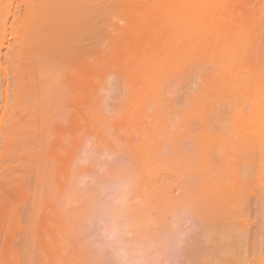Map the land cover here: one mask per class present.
I'll list each match as a JSON object with an SVG mask.
<instances>
[{"label":"rangeland","instance_id":"rangeland-1","mask_svg":"<svg viewBox=\"0 0 264 264\" xmlns=\"http://www.w3.org/2000/svg\"><path fill=\"white\" fill-rule=\"evenodd\" d=\"M41 1L46 2L47 0H29L28 4L30 6L32 4V7H35V5L37 6V4H39V2L41 3ZM105 1L95 0L94 2H92V5L88 10L90 13L89 15L91 16L92 14L93 16L91 18L89 15L87 16L89 26H86L87 28L90 27L91 32L92 26L95 24L97 25V23L95 22L97 21L98 25L100 24L103 29L99 28L98 32V25H95V27L97 28L93 29L97 32L92 31V34L90 36L87 37L86 35L83 37V39L82 37H80L81 39H78L77 37L76 40H74L76 43L79 41V43L77 44H74V41L71 43V45L75 46L73 53L75 52L76 47L77 49L81 47L80 43L85 47L82 45V47L78 50V56H76L75 53H72L74 59L72 54H67V61H69L67 63L70 64V62H73L70 65L65 64L66 68L64 66V70H61V75L59 73L54 75L53 73V75L55 77L57 76L58 80L61 81V83L60 81H58L59 84L49 83V81L46 82L47 85L43 83V81L45 82L48 79H51L50 81L53 82V77H45V79H43L44 77L42 78L41 76L39 78V73H41V71L39 70L41 69H38V65L39 68L50 69L51 65L48 66L47 63L51 62V60L49 62V59L51 57V54L54 53L56 49L54 48V41L56 43L62 44V42L65 41L67 37V34H63L67 32L66 28H68V24H66L68 23L66 22L68 21L66 19L67 16L63 15L64 13L62 14V11H59L61 12V15L58 11H55L59 13V15H56V13L53 15L57 18L53 17L52 14L47 15L48 12L46 11V8L48 7L47 5L51 4V1H49V4L47 3V5L45 3H41V6H45V8L39 7L38 5V9H42L39 10V12L38 10H36V7H31L32 9L31 11H28L27 16H23V12L21 11L22 17H29V24L31 25L30 27L28 24L25 25L23 21H25L26 18H23L24 20L22 19L23 21H21V24L23 22L25 26L23 27V24L21 25L22 29L18 30V36L20 38L22 34H26L22 35L24 36V39H22L23 43L20 42L22 41L20 38L17 41L18 47H16L15 45L14 49L12 50L14 54L16 53V55L12 59L13 61H11L13 67L10 66L9 71L13 70V68L15 67V72L12 74L15 76L17 73L16 77H14L16 81L12 79L13 77H9L6 94L3 93V84H1L0 86V93L4 94V96L1 97L0 104L6 106V127L4 126L3 135H1L0 137V264H46L47 262L50 264H68L70 263V258L68 257L74 254V250L75 253L76 250L78 253H80V250L81 252L83 251V254H85L83 256L85 257H82V254L80 255L76 253L71 256V258H81V263L78 259H76L77 262L75 260V262H71V264H86L84 261H87V259L90 260L88 264H93L94 257H92L93 259L88 258V252L84 247L85 237H82L84 236L83 234H85V232L82 233L81 238L78 237L81 240V242H79L77 238H73V236H75L73 235V228L70 229L71 227H74L75 229L76 224H78L79 226L80 222H71L72 219L68 221L69 216L70 218L71 216H76L74 211H77L79 215L81 214V217L84 216L83 213L80 212L82 210L81 206H83L82 199L84 198L81 197L80 199L79 197V199H76L77 196L75 198L73 194V197L71 199L65 201V198L62 199V197L67 195L66 193L69 191V189H71V191L76 189L78 194H81L80 190L89 192L94 189L89 188V185H91V187H94V185H96L95 188L97 189L98 182L97 180H95V177L98 178V176H100L101 174L102 176L109 175L105 174L108 165L111 171L112 168H110V166L112 164V167H114V160L117 163L115 164V167L119 169L121 168V165L123 166L124 164H126L127 166L128 161H131L132 159H135L134 165H137L132 168H138V170H140L139 173L136 172L137 170L134 171V169H132L134 172H136H133L134 175L132 173L133 177H135L139 173V177L136 176L135 182H145L144 184H142V182L141 184H139L140 188L137 187L139 188V192L135 189L137 183L134 182L133 184L135 188H132L134 189L131 194L132 197L130 195L129 197H131V199H128L126 201L128 207L129 205L133 206V210L134 208H136L134 207V205H138L140 208V211H134L135 213H138V215H135V213H133L135 216H137L135 217L137 220L135 222V225L137 224V227H135L139 230L140 235L143 232V235H141L142 237L137 238L135 241V243H139L140 241V247L139 244L136 243L134 245L135 248H133L135 250H132V252H125V250H127L126 248L125 250L122 249V252H120L121 250L118 252V250L116 249L113 253L114 248H116V241L119 242L120 240H117L116 238H113L112 240L109 239V237L107 236L110 235H107V232L105 233L106 235H104V233L102 234L104 230L102 231L103 226L101 229L99 221L97 222L96 220H92L91 222V219L93 218H88L87 223L86 220L87 225H91V228L89 225V227L87 226L89 228L88 230L92 229L90 231H93V234L97 235L96 237L92 238L90 234L91 237H89V241L94 244L97 243L98 245L100 244L98 239L100 241H104V243L102 244H106V249H108V251L106 252L105 249V252L103 251V253H101L100 255L110 257V260L112 259L111 262L113 261L114 257V262L111 264H179V262L180 264H183L184 261L188 264L189 260H187L186 258V260L184 259V255H186L184 248L189 245L191 247L192 245H196L198 241L194 244L192 241L195 242V238L198 239L199 234L201 238L203 235L204 240H206V235H208L204 226L202 227L205 232L201 229V225L197 224L198 222L195 221L196 219L194 217V219L191 217V215H195L193 213L196 212V208L198 207L197 205L206 207L205 204H207L208 209L213 207L211 209L212 213H209L207 217L208 220L209 218L212 220L213 224L211 223V220H209L210 224H212L211 226H213L217 222L219 225V220H223L222 216H226L225 213L227 212V217L223 218L226 219L225 221H228L229 224L221 223L222 221L220 222V225L222 224L221 227L220 225L217 226L216 224L217 227L213 226V229H215V231L212 229L213 231L211 232V235L213 234V238L211 237V235L210 238L208 237L211 247H221L223 245L221 251H224L220 252V257L228 259L227 261H229L231 264H264V197L262 196V194L264 195V167L262 164L264 163V0H107L106 3ZM34 9L37 11L36 13L38 14V16H36V13H31L33 15H30V18L29 13L33 11L35 12ZM100 10L102 11V13ZM40 12H42L41 15ZM40 17H42L43 19L41 20ZM34 18L39 19L40 21L34 20ZM51 18L56 19L55 22ZM36 21H38L39 23H37ZM25 23L28 22L26 21ZM56 23H58V25L60 26L56 25ZM88 23L86 25H88ZM38 25H40L39 27H41L40 30L37 27ZM55 31H57V33H55ZM33 34L35 35V38ZM58 35L59 37H57ZM89 37H91L92 39ZM85 38L87 39L85 40ZM34 39H37V41H34ZM90 39L91 41H93L94 39V41L96 40L97 42H95L98 43L96 44L93 41L92 44L90 41V43L93 45V48H91L92 45L88 43ZM25 40L27 41L26 43ZM98 40H100L101 43L98 42ZM48 41L50 45L48 44ZM84 41H87L86 44H84ZM20 43L23 46L20 48L22 51L19 49V47L21 46ZM89 44L91 46H89ZM60 46L59 48L61 50ZM66 46L69 45L67 44ZM231 46L233 49H230ZM30 47H32V49ZM42 47L43 50L39 51V49H41ZM72 47L70 48L71 52V49H73ZM88 47H90L91 49L88 50ZM227 47V50H232V53L235 52L234 55L236 56L233 55L234 57H232H236L235 59L239 60L235 61V59L233 58H227L228 60L225 59L227 60L226 62L229 63L230 60H233L232 62L235 63L228 65V63L224 62V65H221L223 63V59H221V57L225 55V53L227 55H229V53L230 55H232L231 52L228 53V51L224 49ZM85 48H87L86 52L84 51L86 50ZM33 49H35L33 53L30 52V50ZM62 50L60 52H63V54L65 52H69L68 47H66V49L63 48ZM222 50H225V53H221ZM46 52L47 54H49L48 56L47 54H45ZM69 56L72 57V59L70 58L69 60ZM219 56L220 58H218ZM20 57L21 59L19 61ZM45 57H49V59L47 58L48 62L46 61ZM218 59L222 61H219ZM40 64H42L41 67ZM44 64L46 67L44 66ZM185 66L186 70L190 68L189 70H187L188 72L185 71ZM180 67L184 70H182ZM43 69L42 71L44 72L45 70L46 72L42 73V75L44 74L43 76H47L46 74H50V70L47 71L46 69ZM183 71H185L186 73L184 74ZM181 73H183L184 76L187 75L189 81L186 80V82V78H183ZM246 76L252 77L251 79L253 80V83L247 81L246 79L248 77L246 78ZM180 77L183 78L184 82L182 81V79H180ZM179 80L183 83L181 84ZM248 80H250V78H248ZM54 81L56 82V80ZM64 84L65 87L63 86ZM115 84H118V86ZM180 84L182 87L180 86ZM60 85L64 88V92L66 91L67 95L64 92H62V94L59 93L60 96L55 95L60 89ZM57 86H59L58 90H54L55 88L57 89ZM122 86H124V88ZM52 87L54 89H52ZM15 88L17 89V91L15 90ZM47 88L48 90L46 91ZM123 89L125 91H123ZM14 90L16 92H14ZM49 90H52L51 93L48 92ZM261 92H263V94H261ZM48 93L50 94V96L54 94V98H52L53 96L49 97ZM198 94L201 95L199 96ZM198 99L201 101V103L200 101H198ZM14 100L17 101L15 104L13 102ZM42 101L44 104L42 103ZM49 103L51 105L54 104L52 110L47 106ZM194 103L197 105L198 103H200L199 107L194 106ZM50 104L49 106L51 108ZM54 107L55 109H53ZM196 107L198 109L200 108L199 110L201 112L199 110L197 111ZM202 109L204 111H202ZM227 109L229 111V114ZM55 110H57L58 113H60L62 110L61 115L59 114V116L57 117L55 115L57 113ZM160 114L163 117H166L163 118L160 116ZM217 115L219 116L217 117ZM206 116H210V118L207 117L209 119L208 123L207 121H205ZM159 117L160 120L158 119ZM232 117L234 118L232 119ZM201 118L202 120H200ZM157 119L158 122L156 123L155 121ZM235 119L237 121H234V123L232 124L231 122ZM187 120L188 122H186V125L184 121ZM199 120L202 122H200ZM218 120L219 122H221L218 123ZM228 120H230V123ZM205 123H207V125ZM230 124L232 125L230 126ZM150 125H154V127ZM224 126L227 128L225 129ZM156 127H159V131L162 130L161 132L163 133L161 134L158 131L160 134H155L154 132H157V130L159 129ZM152 128L155 129L152 130ZM176 128H178V130H176ZM182 129H186V132ZM208 129L213 130L209 131ZM234 129L235 131H233ZM101 131L103 133H101ZM149 131L151 135H149ZM176 131H182V133ZM202 131L204 132V134L202 133ZM166 132L167 135L164 134ZM197 132L200 135V140ZM173 133L175 136V133H179V138L182 135L184 136L181 137L182 139H178V135L177 138H173V135H171ZM144 136H146L145 142L148 141L149 143L150 141L152 143L153 141L155 145L153 143L151 145H154V147H151L149 144L146 145L147 143L145 142L143 143ZM203 136L208 137L204 138ZM187 137H189L190 139H192L193 137V139L190 140ZM172 138L174 140L175 138L178 140H175L174 142ZM188 139L190 140V142ZM171 140L172 142H174V144H179L180 140L184 141L185 143H183L184 146L181 145L182 143L176 146L172 144ZM124 142H126V144ZM168 142L172 147H170L171 150L169 148L171 153H169V150L166 148V146L168 147ZM127 143H129V145ZM136 143L140 144V147ZM142 143L143 145H141ZM194 143L196 144V146ZM199 143L201 144L202 150L200 149ZM112 144H114V146ZM131 144L133 146H131ZM102 145L107 146H104L106 147L104 149H107L106 152L105 150L102 151ZM178 146L182 147L183 149L179 148ZM189 146L190 149L188 150ZM100 147L101 151L104 154H102V152L100 151L98 152L97 149H99ZM175 147L179 149L176 148V150ZM162 148L166 150H163ZM173 148L176 150V152L173 150ZM184 148H187L185 152H183ZM123 149L124 151H122ZM137 149H140L141 152L143 151V153H141L139 150L137 151ZM180 149H182L183 151H181ZM193 149H195L196 151ZM177 151H181L182 155H180L181 152L179 153ZM199 151L203 152L199 153ZM98 153L99 155H97ZM147 153L153 155L150 156L147 155ZM176 153L179 155H177ZM106 154H109V156ZM145 154L147 157L145 156ZM175 154L178 156L177 158H183V161L186 164H183V161L181 159L180 161L179 159H176ZM200 154H203L201 156V160L199 159ZM221 154L223 155L221 156ZM260 154H262L263 156L261 155L260 157ZM100 155L101 157H99ZM183 155L185 156L181 157ZM193 155L196 156H194L193 158ZM148 157H150V160ZM92 158L93 160H97L92 161ZM118 158L123 161L120 162V159L118 160ZM179 162L180 164L182 163L181 166ZM203 162H206L207 165H204ZM195 165H197L198 167H196ZM175 166L177 167L175 168ZM187 166H189V168H187ZM191 166L193 169L191 168ZM200 166L201 169L203 168L202 171L204 170V174L207 172L205 176L203 175L204 177H199V175L201 176L203 174V172H201V169H198L200 168ZM227 166H229L228 168L232 167V169H228ZM52 167L55 168L54 171H57V173L54 174ZM184 167L185 169L187 168L185 171L190 170L189 172L187 171L188 174H186L185 171L182 173ZM116 168L115 172L118 171V169ZM177 168L180 170L178 171ZM59 169H61V171ZM79 169L81 172L79 171ZM91 169L92 171L94 170V172H92ZM146 169L149 172H147ZM194 169L200 172L194 171ZM47 170L50 171L48 175L51 172L53 173V175L51 176L52 178L50 177V179L49 177H45V175L47 176ZM62 170H64V172L67 170L66 174H64V172L62 173ZM70 170H73L74 172H71ZM143 170L145 172H143ZM228 170L230 171V173L228 172ZM41 171L44 172V174ZM69 171L70 173H68ZM82 171H85L87 173H85L86 176H84L85 174H83ZM108 171L107 173L110 172ZM152 172H154L155 175ZM193 172L194 175L192 174ZM40 173L43 175H39ZM95 173H99L98 176ZM228 173L230 175L229 177H226L225 175L228 176ZM177 174H181L183 176H181L183 178L182 180L187 177V180L185 179L186 181L184 180L183 182L184 184H181V182H179L180 175L178 178ZM184 174L186 175L184 176ZM189 174L193 177L191 176V178H188ZM143 175L144 178L142 179L141 177H143ZM195 175H197L199 178ZM43 176L45 177V179L47 178V180H44L46 184L42 179L44 178ZM224 176L226 178H224ZM75 178L78 179L76 180ZM137 178H140V180H136ZM203 178L207 180V183ZM182 180L180 178V181ZM201 180H204L203 184L201 183ZM47 181H49L51 184L49 183V185H47ZM205 183L208 185H206ZM219 183L222 184L223 188L221 186L220 188L218 186H215ZM40 184L43 186L41 187ZM193 184H195L194 191H192L193 188L190 186ZM38 185L40 188L37 187ZM49 186H52V188ZM47 187L50 188L49 191H45ZM64 187L68 191H66ZM77 187H79V189ZM38 188L40 189L39 191L43 190L42 193L40 192L41 196L37 195L39 194ZM57 189H59L60 191H58V194L55 193ZM158 189L159 191L157 192ZM185 189L191 190H187L188 192H186ZM203 189L205 191H203ZM64 190L66 192L65 194ZM76 190H74L73 192H75ZM83 191L82 193L84 195L85 191ZM147 191L148 195L150 196L149 200L154 197L153 200H150V205L148 204L149 200L147 201ZM165 191L167 196L165 195ZM100 192L101 195L103 193V196L104 194H107L108 196L111 195L105 187H101ZM227 192L233 194V196H231L234 198H232L229 195L230 193ZM59 193H62V195H59ZM145 193L147 196L144 195ZM155 193H157L156 196L158 195L159 197H155ZM161 194L162 196L160 197ZM196 194L199 195L198 198L197 196L194 197V195ZM57 195L61 197L59 198V201L57 199ZM107 195L106 197H108ZM133 195H135V197H133ZM219 195H222L224 199H221V196ZM35 196H37L36 199ZM53 196L55 198H53ZM40 198H42V201ZM188 198H190V200H188ZM55 199H57V202L54 201ZM163 199L166 200L164 201ZM178 199L182 201H179ZM191 199L193 200V202ZM196 199L198 200L196 201ZM218 199L219 201L216 202ZM238 199L240 200V202L238 201ZM36 201L37 203L40 202L39 211H37L38 206ZM153 201L156 202L154 204L155 207L152 205ZM162 201L163 203H161ZM41 202L43 203V206H41ZM77 203L78 205H80V207L77 205ZM159 203L161 204L158 207L157 204ZM170 203H172V205ZM215 203L216 205H214ZM67 204L69 205V207H67ZM45 205L46 207L44 208V214H46V216L41 213L43 212L41 211V209ZM47 205H49V210L47 208ZM146 205L149 209L147 211L145 210L147 209ZM164 205H166L165 208ZM210 205L212 206L210 207ZM223 206L225 207L226 211L223 210L222 212V208L220 209L218 207ZM186 207L190 209V211L188 209V212H190L191 214H186ZM228 207L231 208L228 209ZM33 208L34 210L37 208L34 211V215ZM153 208L155 209L153 210ZM67 209H70L69 216L68 214L66 215V213H68ZM158 209H161V211ZM142 210L143 212L141 213ZM152 210L154 215L153 217H155L152 218L158 219V216H162L164 219V223H158V221L153 220L151 216L150 218H148V220L150 221H147V218L145 217H147L150 213V215H152ZM45 211H47V213ZM213 211H215L216 213H214ZM218 211H220L221 213L219 212L220 214H218ZM37 212H40L38 219L43 215V218L41 217L39 219H42L41 221H39L38 219L33 220L35 219L34 217L38 215ZM156 213H160V215H157ZM178 214L181 216V218ZM185 214L187 217L183 216ZM196 214L198 213L196 212ZM140 215H142V217ZM167 215L169 216L168 218H170V220H167ZM188 215L193 220L188 218ZM196 216L197 215H195V217ZM139 217L140 222L142 223L141 225L138 220ZM177 217L179 218L176 219ZM78 218L80 219V217ZM160 219L162 220L161 217ZM82 220V222L85 223L84 218ZM142 220H144L143 222H145L147 226L150 222V225L148 227L145 226V223H143ZM151 220L154 221H152V226ZM36 221L40 222L39 224H37L40 225V228H36ZM91 223H94L95 227L92 226ZM155 223H158L159 225L165 224L167 227L170 226L169 228H171L172 226V229L176 225V227L180 225L178 228H175L176 230H179L180 235L176 236V242L171 246L170 249L160 251L161 249L159 250V247L157 245V250L155 248V245L152 246L151 244L149 248L146 246L149 243L148 241H152L151 237L154 238L152 232H147L149 230L148 228L151 227L150 229H153V232H155L156 234V232L161 227H153ZM172 223L173 225H169ZM234 223H236L235 225L237 227L234 225ZM33 224H35L36 229L34 228ZM84 225H80V228ZM96 225L99 227H97ZM142 225H144V228H142ZM223 225L226 227V231H223V228H225L223 227ZM227 225H231L230 230V227L228 228ZM85 227L86 225L84 226V228ZM146 227L148 230L146 229ZM219 227L220 229H218ZM140 228L143 231L140 232ZM29 229L33 233L36 232V234L34 235L32 233L31 235V231ZM64 229L69 230H66L68 234L66 233V231L64 234L62 233ZM81 229V231H83V228ZM145 229L147 234L144 235ZM180 229L182 230L183 236H181ZM217 229L219 230V232ZM70 230H72V232ZM202 231L204 234L202 233ZM221 231L223 232L221 233ZM77 232L76 235L79 233ZM176 233H178V231H176ZM80 234L81 233H79L78 235L80 236ZM223 234L224 237L221 238ZM61 235H66V237L63 236L64 242H62L63 238ZM34 236L41 238L38 239ZM215 236H219V238H214ZM231 236L232 239L228 241L227 238L230 239ZM235 237H239L241 239V243L237 246L233 242ZM148 238L151 240H149ZM190 238H192V243H189ZM201 238H199L198 240H203ZM147 239L148 241H146ZM212 239H215L216 242L220 241L219 243L221 244V246H219V243H217L218 245L215 244L216 242L214 243ZM222 239L225 240V243L230 242V244H227L225 246V243ZM178 240L180 241L178 242ZM187 240H189L188 243L186 242ZM65 241L67 243H65ZM143 242H145L144 244L147 248L144 247ZM141 245L146 250H142L143 248H141ZM230 245L232 247H230ZM49 247L52 248L50 249ZM43 249H47L46 251L49 253V255L47 252L45 253ZM40 250H42L41 252L44 253H40ZM116 251L117 253H115ZM163 251L165 252L166 257L163 256L164 253L163 255L161 254ZM52 252L54 253V257L52 256ZM133 253H135V256L133 255ZM210 253L211 250H209L208 252L209 257L211 256ZM113 254L115 256H113ZM208 254L204 256L207 257ZM230 254L231 256L229 257ZM39 255H41V257H39ZM50 255L53 258H50ZM86 255H88L87 258ZM140 255L141 258L138 259ZM157 255H159L160 257L158 256L156 259L155 257ZM232 255L234 257H232ZM42 256L44 259V263H41ZM66 257L68 258V263H66ZM198 257L200 259L202 256ZM48 258L50 259V261L48 260ZM203 258H201L199 261L195 260L194 263H196L197 261L200 264H209L208 261ZM211 258H213V260L211 261H214V263L212 262V264H217V260H214L216 257L214 258L211 256ZM231 258H234V263ZM158 259L159 261L157 263ZM207 259L209 258L207 257ZM52 261L54 263H52ZM109 261L108 263L110 264ZM219 262L218 264H220ZM229 262L226 263L230 264Z\"/></svg>","mask_w":264,"mask_h":264},{"label":"bare ground","instance_id":"bare-ground-1","mask_svg":"<svg viewBox=\"0 0 264 264\" xmlns=\"http://www.w3.org/2000/svg\"><path fill=\"white\" fill-rule=\"evenodd\" d=\"M28 1L29 0H0V86H1V84H3V86H4V88H3V93L4 94H6V89H7V85H8V80H9V77H13L12 79H14L15 80V78L14 77H16V75H17V73H16V75L14 76L12 73H14L15 72V67L13 68V70H10L9 71V68H10V66L11 67H13V64L11 63V61H13L12 59L15 57V55H16V53L14 54V52L12 51L13 49H14V46L16 45V47H18L17 46V41L21 38V40L22 39H24V36H22V35H24V34H26V33H24V34H22L21 36H20V38H19V32H18V30H21L22 29V24H23V22H24V24L25 25H29V27H30V25L31 24H29L30 23V20L28 19V18H26V17H22L21 16V11L23 12L22 13V15L23 16H27V13H28V11H31V9L32 8H37L36 10H38V12H39V10H42V9H38V5H39V7H42L41 5V3H45L46 5H47V3L49 4V1H51V4H49V5H51V6H49V5H47L48 7L46 8L47 10V15H49V14H52V16L56 13V15H59V13H60V15H61V12H59V11H62V14L63 15H65V16H67V20L68 21H66V22H68V23H66V24H68V28H66L67 29V32L66 33H63V34H67L66 36V39H65V41H63L62 42V44H60V43H56L55 41H54V43H55V46H54V48H56L55 49V51H54V53H52L51 54V57H50V59H49V57H47L48 59H49V62H50V60H51V64L50 63H47L48 64V66H50V69H48V68H44V69H46L47 71H49L50 70V74H46L47 76H43L42 75V73H46L45 72V70L43 69V68H39V65H38V69H41V70H39V71H41V73H39L40 74V76H39V78L42 76V78L43 79H45V77H49V78H51V77H53V78H55V79H53L52 78V80H53V82L52 81H50L51 79H48V78H46V79H48V80H46L45 82L43 81V83H45L46 85H47V83L46 82H48L49 81V83H54V84H59L58 83V81H60V80H58V78H57V76L55 77L54 75H56L57 73H59L60 74V72H61V70L63 71L64 69V66H65V64H69V63H67V62H69V61H67L68 60V55H70V54H72L73 53V51H74V47L75 46H73V45H71V43L74 41V40H76V38L78 37V39L80 38V37H82V39H83V37L84 36H86L87 35V37L88 36H90L91 34H92V31L94 32V31H96V30H94L93 28H97V30L99 29V28H102L101 26H100V24L98 25V22L97 21H95V20H93V21H95L96 23H97V27H95V25H93L92 26V28H91V32H90V27L89 28H87L86 26H89V23H88V21H87V16L90 14L89 13V10L88 9H90V7H91V5H92V2H94L95 0H45L46 2H42L41 1V3L39 2V4H37V6L35 5V7L33 6L32 7V4H31V6L28 4ZM44 1V0H43ZM105 1V0H104ZM107 1V0H106ZM106 1H105V3H106ZM29 3H31V2H29ZM29 5V6H28ZM23 9H22V8ZM32 7V8H31ZM103 7V6H102ZM42 8H45V6L44 7H42ZM49 8V9H48ZM104 9V8H103ZM35 10V9H34ZM35 10V12L33 11V12H30L29 13V16L30 15H33V14H31V13H36L37 11ZM44 11V10H43ZM55 11H58L59 13H57V12H55ZM101 11V10H100ZM99 12V11H98ZM97 12V13H98ZM96 13V14H97ZM101 13H102V11H101ZM37 14V13H36ZM35 14V15H36ZM42 14V12H40V15ZM44 14V13H43ZM94 14V13H93ZM95 14V15H96ZM100 14V13H99ZM34 15V16H35ZM46 15V14H45ZM95 15H94V17H95ZM36 16H38V14L36 15ZM43 16V15H42ZM51 16V15H50ZM51 16V17H52ZM90 16V15H89ZM93 15L91 14V16H90V18L92 17ZM47 17V16H46ZM53 17H55V18H57L56 16H53ZM98 17V16H97ZM23 18H26L25 19V21H23L24 19ZM30 18H31V16H30ZM41 18V20L43 19L42 17H40ZM48 18H50V17H48ZM47 18V19H48ZM61 18V17H60ZM23 19V20H22ZM28 19V20H27ZM44 19H46V18H44ZM52 19V18H51ZM65 19V20H66ZM92 19H95V18H92ZM34 20H39V19H35L34 18ZM52 20H54V22H55V20L56 19H52ZM100 20H101V18H100ZM21 21H23L22 22V24H21ZM28 22V23H25V22ZM40 21V20H39ZM51 21V20H50ZM35 22V21H34ZM37 23H39L38 21H36ZM44 22V21H43ZM52 22V21H51ZM56 22H58V21H56ZM91 22V21H90ZM47 23V22H46ZM88 23V25H86ZM23 24V27L25 26ZM60 24V23H59ZM20 25V26H19ZM37 25V24H36ZM36 25H34V26H36ZM49 25V24H48ZM56 25H58V23H56ZM40 25H38L37 27L39 28V30H40V28L41 27H39ZM42 26V25H41ZM47 26V25H46ZM53 26V25H52ZM51 26V27H52ZM55 26V25H54ZM58 26H60V25H58ZM21 27V28H20ZM37 28V29H38ZM47 28V27H46ZM43 29V28H42ZM61 29V28H60ZM65 29V30H66ZM103 29V28H102ZM38 30V31H39ZM44 30V29H43ZM24 31V30H23ZM42 31V30H41ZM48 31V30H47ZM54 31V30H53ZM58 31H59V29H58ZM100 31H101V29H100ZM105 31V30H104ZM32 32V31H31ZM97 32V31H96ZM98 32H99V30H98ZM40 33V32H39ZM55 33H57V31H55ZM60 33H61V31H60ZM59 33V34H60ZM35 34V33H34ZM33 34V35H34ZM93 34H96V33H93ZM28 35V34H27ZM30 35V34H29ZM36 35V34H35ZM35 35H34V38H35ZM45 35H47V34H45ZM49 35V34H48ZM53 35V34H52ZM52 35H51V37H52ZM50 36V35H49ZM23 37V38H22ZM28 37H30V36H28ZM38 37V36H37ZM41 37H42V35H41ZM45 37H47V36H45ZM57 37H59V35L57 36ZM64 37V36H63ZM97 37H99V36H97ZM103 37V36H102ZM27 38V37H26ZM49 38V37H48ZM89 38H91V37H89ZM88 38V39H89ZM40 39H43V38H40ZM53 39V38H52ZM51 39V40H52ZM81 39V38H80ZM87 38H85V40H86ZM92 39V38H91ZM91 39L89 40V42L88 43H90V41H91ZM96 39V38H95ZM99 39V38H98ZM103 39V38H102ZM101 39V40H102ZM45 40V39H44ZM48 40H50V39H48ZM64 40V39H63ZM12 41V42H11ZM32 41V40H31ZM34 41H37V39L35 40L34 39ZM47 41V40H46ZM93 41H94V39H93ZM93 41H91V43L93 44ZM96 41V40H95ZM94 41V42H95ZM21 43H23V40L22 41H20ZM27 41L25 40V43H26ZM28 42H30V41H28ZM41 42H43V41H41ZM68 42V43H67ZM81 42V41H80ZM83 42V41H82ZM85 43L84 44H86V42L87 41H84ZM97 42V41H96ZM95 42V43H96ZM98 42H100V40H98ZM21 43H20V45H21ZM30 43H32V42H30ZM65 43H66V45L68 44L69 46H66L65 45ZM77 43H79V41L77 42ZM75 41H74V44H77ZM87 43V44H88ZM90 43V44H91ZM101 43V42H100ZM35 44V43H34ZM48 44H49V41H48ZM51 44H52V42H51ZM57 44V45H56ZM89 44V46H91ZM96 44H98V43H96ZM32 45V44H31ZM50 45V44H49ZM61 45V46H60ZM64 45H65V47H64ZM70 45H71V47L73 48V49H71L72 50V52L70 51ZM82 45L83 44H81L80 43V46L82 47ZM39 46V45H38ZM37 46V47H38ZM52 46V45H51ZM59 46L61 47V50L63 49V48H65L66 49V47H68L69 48V52H65L64 54H63V52L61 53L60 51V48H59ZM63 46V47H62ZM84 46V45H83ZM95 46V45H94ZM16 47H15V49H16ZM21 47H23L22 45L19 47V49L21 48ZM34 47V46H33ZM41 47V46H40ZM39 47V48H40ZM45 47H46V45H45ZM53 47V46H52ZM51 47V48H52ZM80 47V48H81ZM85 47V46H84ZM84 47H83V49H84ZM31 49H32V47H30ZM50 48V49H51ZM79 48V49H80ZM89 49L88 50H90L91 48H93V45H92V47L90 48V47H88ZM38 49V48H37ZM36 49V50H37ZM77 47L75 48V55L76 56H78L79 55V52H78V50L79 49H77ZM86 50H84L85 52L87 51V48H85ZM226 51H228V53L229 52H231V54L232 55H230V53H229V55H227L226 53H225V50L223 51H221V53H225V55H220V56H222L221 57V59H223V61L222 60H220V59H218L219 61H222L223 63L221 64V62H220V64L221 65H224V62L225 63H228V62H226L228 59L227 58H233L234 56H236V55H234V53H232V50H227L228 49V47L227 48H224ZM230 49H233L232 48V46H231V48ZM21 50V49H20ZM35 49H33V50H30V52H32L33 53V51H34ZM41 50H43V47L41 48V49H39V51H41ZM45 50V49H44ZM234 50H235V48H234ZM22 51V50H21ZM20 51V52H21ZM46 51V50H45ZM51 51V50H50ZM63 51V50H62ZM80 51H82V50H80ZM36 52H38V51H36ZM22 53V52H21ZM40 53H42V52H40ZM50 53V52H49ZM73 53V54H74ZM78 53V54H77ZM81 53V52H80ZM220 53V54H221ZM45 54H47V52L45 53ZM68 54V55H67ZM73 54H72V56H73ZM236 54H239V53H236ZM19 55H20V53H19ZM22 55V54H21ZM44 55V54H43ZM49 54H47V56H48ZM234 55V56H233ZM40 56H41V54H40ZM220 56L218 57V58H220ZM228 56V57H227ZM230 56V57H229ZM233 56V57H232ZM39 57V56H38ZM37 57V58H38ZM65 57H67V58H65ZM224 57H226V58H224ZM47 58L45 57V59H46V61H47ZM70 58L72 59V57H70L69 56V60H70ZM236 58V57H235ZM235 58H233V59H235ZM20 59H21V57L19 58V61H20ZM39 59H41V58H39ZM73 59H74V56H73ZM225 59H227V60H225ZM225 60V61H224ZM239 60V59H238ZM238 60H236L235 59V61H238ZM44 61V60H43ZM72 61V60H71ZM230 61H231V63H230ZM229 61V63H228V65L230 64H234L235 62H232L233 60H230ZM48 62V61H47ZM66 62V63H65ZM73 62V61H72ZM72 62H70V64L72 63ZM69 64V65H70ZM37 65V64H36ZM41 65L42 64H40V67H41ZM44 66H45V64H44ZM43 67V66H42ZM46 67V66H45ZM65 68H66V66H65ZM181 68V67H180ZM187 68H188V66H187ZM42 69L44 70V72L42 71ZM182 70H184L185 69V71H187V70H189L190 68H188L187 70H186V66L184 67V69L183 68H181ZM66 71V70H65ZM185 71H183V73L185 74L186 72ZM188 72V71H187ZM53 73H54V75H53ZM183 73H181L182 74V76H183V78H186L185 79V81L186 80H188L189 81V78H187V75L186 76H184V74ZM51 74H52V76H51ZM62 74V73H61ZM60 74V75H61ZM12 75V76H11ZM49 75V76H48ZM180 75V74H179ZM179 75H178V77H179ZM181 76V77H182ZM176 77V76H175ZM174 77V78H175ZM177 77V78H178ZM180 77V79H182V81H183V78H181ZM190 77V76H189ZM248 76H246V78H247ZM248 78H250V80H248ZM246 80L247 81H249V82H252L253 83V80L251 79L252 77H248ZM59 79H61V78H59ZM40 80V79H39ZM54 80H56V82L54 81ZM252 80V81H251ZM256 80V79H255ZM16 81V80H15ZM175 81H177V80H175ZM180 81V80H179ZM191 81V80H190ZM113 82H115V81H113ZM181 82V81H180ZM179 82V83H180ZM184 82V81H183ZM183 82H181V84L183 83ZM187 82V81H186ZM261 82V81H260ZM48 83V84H49ZM60 83H61V81H60ZM62 83H63V79H62ZM117 83V82H116ZM178 84V83H177ZM181 84H180V86H181ZM185 84V83H184ZM187 84V83H186ZM188 84H189V82H188ZM113 85V84H112ZM115 85H117L118 86V84H115ZM50 86V85H49ZM61 86V85H60ZM64 87H65V84L63 85ZM111 86V85H110ZM184 86V85H183ZM256 86V85H255ZM58 87L59 86H57V89L55 88H53L52 87V89H54V90H58ZM121 87V86H120ZM123 88H124V86H122ZM182 87V86H181ZM49 88H51V87H49ZM61 88H63L62 86L60 87V89L57 91V94H55V95H59L60 96V94H62V92H64V88L63 89H61ZM113 88V87H112ZM121 89V88H120ZM15 90L17 91V89L15 88ZM14 90V92H16ZM48 90V88L46 89V91ZM44 91V90H43ZM51 91L52 90H49L48 92L49 93H51ZM61 91V92H60ZM114 91V90H113ZM123 91H125L124 89H123ZM111 92V91H110ZM199 92V91H198ZM48 93V96L49 97H52V98H54V94L52 95V96H50V94ZM60 93V94H59ZM66 95H67V93H66V91L64 92ZM63 93V94H64ZM205 93V92H204ZM204 93H201V94H204ZM4 94H2V93H0V100H1V97L2 96H4ZM47 94V93H46ZM64 94V95H65ZM200 94V95H201ZM261 94H263V92H261ZM63 95V96H64ZM65 95V96H66ZM199 95V94H198ZM199 95V96H200ZM47 96V97H48ZM195 96V95H194ZM197 96V95H196ZM5 98H6V96H5ZM193 99H194V97H193ZM199 99H200V97H199ZM198 99V101H200ZM41 100V99H40ZM195 101H196V99H195ZM197 101V102H198ZM14 102V104L17 102L16 100H14L13 101ZM50 102H52V101H50ZM191 102H194V101H191ZM42 103H43V101H42ZM53 103H56V102H53ZM61 103V102H60ZM63 103V102H62ZM200 103H201V101H200ZM200 103H198V105L197 104H193L194 106H198L199 107V104ZM44 104V103H43ZM50 104V103H49ZM49 104L47 105L48 107H49V109H51L52 110V107L54 106V104H50L51 105V108H50V106H49ZM17 105V104H16ZM15 105V106H16ZM58 105V104H57ZM61 105V104H60ZM20 106V105H19ZM45 107H46V105H45ZM55 107H56V105H55ZM55 107L53 108V109H55ZM43 108H44V106H43ZM197 108V107H196ZM203 108V107H202ZM261 108V107H260ZM200 109V108H199ZM198 108H197V111L199 110ZM233 109V108H232ZM59 110V109H58ZM193 110H194V108H193ZM230 110V109H229ZM5 111H6V106H4L3 104L1 105L0 104V137H1V135H3V129H4V126L6 127V119H5ZM57 113L55 114L57 117L59 116V114L61 115V113H62V110H61V112L60 113H58V111L57 110H55ZM161 111H163V110H161ZM200 111V110H199ZM202 111H204L203 109H202ZM227 111H228V109H227ZM46 112H47V110H46ZM49 112V111H48ZM201 112V111H200ZM200 112H198V113H200ZM226 112V111H225ZM231 112V111H230ZM194 113V112H193ZM234 113H235V111H234ZM195 114V113H194ZM225 114V113H224ZM227 114V113H226ZM228 114H229V111H228ZM230 114H232V113H230ZM54 115V116H55ZM164 115V114H163ZM166 115V114H165ZM199 115H201V114H199ZM210 115V114H209ZM214 115V114H213ZM160 116L161 117H163L161 114H160ZM212 116V115H211ZM219 115H217V117H218ZM233 116V115H232ZM164 117H166V116H164ZM163 117V118H164ZM199 117V116H198ZM208 116H206V120L205 121H207V123H208V121H209V119L208 118H210V116L207 118ZM220 117H221V115H220ZM227 117H229V116H227ZM205 118V117H204ZM215 118H216V116H215ZM234 117H232V119H233ZM159 120H160V117L158 118ZM158 119L155 121L156 123L158 122ZM167 119H168V116H167ZM208 119V120H207ZM211 119H213V118H211ZM210 119V120H211ZM228 119H230V118H228ZM188 120H191V119H188ZM188 120L187 121H184L185 123L186 122H188ZM195 120V119H194ZM200 120H202V118L200 119ZM199 120V121H200ZM221 120V119H220ZM192 121H193V119H192ZM196 121V120H195ZM222 121V120H221ZM220 121V122H221ZM229 121V123H230V120H228ZM227 121V122H228ZM234 121H237L236 119L235 120H233L231 123L233 124L234 123ZM200 122H202V121H200ZM200 122H199V124H200ZM216 122V121H215ZM215 122H214V124H215ZM219 122V120H218V123H220ZM194 123V122H193ZM207 123H205L206 125H207ZM213 123V122H212ZM223 123V122H222ZM236 123V122H235ZM154 124V123H153ZM159 124V123H158ZM163 124V123H162ZM190 124H191V122H190ZM197 124V123H196ZM198 124V125H199ZM209 124H210V122H209ZM213 124V125H214ZM228 124V123H227ZM232 124H230V126L232 125ZM239 124V123H238ZM181 125H183V124H181ZM186 125H187V123H186ZM189 125V124H188ZM236 125V124H235ZM234 125V126H235ZM150 126H152V125H150ZM158 126V125H157ZM185 126V125H184ZM183 126V127H184ZM211 126V125H210ZM221 126V125H220ZM233 126V127H234ZM152 127H154V125L152 126ZM162 127V126H161ZM182 127V126H181ZM188 127V126H187ZM186 127V128H187ZM201 127H204V126H201ZM205 127H207V126H205ZM214 127H216V126H214ZM225 127V126H224ZM156 128H159V127H156ZM179 128H180V126H179ZM185 128V127H184ZM198 128V127H197ZM227 127H225V129H226ZM232 128V127H231ZM155 129V128H154ZM153 128H152V130H154ZM233 129V128H232ZM231 129V130H232ZM149 130V129H148ZM157 130V129H156ZM155 130V131H156ZM160 130V128L157 130V132H154L155 134L156 133H163V132H161V131H159ZM176 130H178V128H176ZM182 130H185V132H186V129H182ZM188 130V129H187ZM209 131L210 130H213V129H208ZM159 131V132H158ZM175 131V130H174ZM198 131H199V129H198ZM205 131V130H204ZM233 131H235V129L233 130ZM152 132V131H151ZM176 132H180V131H176ZM196 132V131H195ZM208 132V131H207ZM224 132H225V130H224ZM228 132V131H227ZM99 133V132H98ZM101 133H103L102 131H101ZM100 133V134H101ZM106 133V132H105ZM149 133H150V131H149ZM153 133V134H154ZM159 133V134H160ZM180 133H182V131L180 132ZM184 133V132H183ZM202 133L204 134V132L202 131ZM209 133V132H208ZM231 133H232V131H231ZM154 134V135H155ZM164 134H166L167 135V132L166 133H164ZM176 134V136L174 135V133L173 134H171V135H173L172 137L174 138V137H176L177 138V135H178V139H182L181 137H183L184 135H182V136H180V138H179V133H175ZM188 134V133H187ZM197 134H198V132H197ZM210 134V133H209ZM224 134H226V133H224ZM228 134V133H227ZM47 135V134H46ZM105 135V134H104ZM149 135H151V133L149 134ZM170 135V136H171ZM196 135V134H195ZM199 135V134H198ZM232 135V134H231ZM97 136H100V135H97ZM153 136V135H152ZM151 136V137H152ZM170 136H169V138H170ZM186 136V135H185ZM227 136V135H226ZM229 136V135H228ZM106 137V136H105ZM150 137V138H151ZM190 137V136H189ZM189 137H187V138H189ZM193 137H195V136H193ZM193 137H192V139H193ZM204 137V136H203ZM202 137V138H203ZM208 137V136H207ZM207 137H204V138H207ZM94 138V137H93ZM104 138V137H103ZM143 138V137H142ZM145 138H146V136H144V141H143V143L145 142ZM147 138H148V136H147ZM172 138V139H173ZM175 138V140L177 141L178 139H176ZM90 139H92V138H90ZM101 139V138H100ZM99 139V140H100ZM165 139V138H164ZM164 139H163V141H164ZM186 139V138H185ZM190 139V138H189ZM188 139V140H189ZM192 139H190V140H192ZM95 140V139H94ZM102 140V139H101ZM114 140V139H113ZM147 140V139H146ZM149 140V139H148ZM175 140L173 139V141L175 142ZM190 140H189V142H190ZM199 140H200V135H199ZM207 140V139H206ZM168 141V140H167ZM202 141V140H201ZM94 142V141H93ZM103 142V141H102ZM155 142V141H154ZM171 142H172V140H171ZM174 142H172V144H174ZM188 142V143H189ZM99 143V142H98ZM106 143V142H105ZM119 143V142H118ZM121 143H123V142H121ZM120 143V144H121ZM125 144H126V142H124ZM130 143V142H129ZM129 143H127L128 145H129ZM143 143L141 144V145H143ZM145 143H147L146 145H150L151 147L153 146L154 147V143H153V141H152V143L154 144V145H151L152 143L149 141V143H148V141L147 142H145ZM167 143V142H166ZM177 143H179V142H177ZM182 143V144H181ZM183 143H185L184 141H181L180 140V143L179 144H174V145H183ZM137 144V143H136ZM195 144V143H194ZM200 144V143H199ZM263 144V143H262ZM92 145V144H91ZM113 146H114V144H112ZM122 145V144H121ZM124 145V144H123ZM137 145H139V147H140V144H137ZM162 145H163V142H162ZM174 145H172V146H174ZM193 145V144H192ZM229 145H231V144H229ZM95 146V145H94ZM97 146V145H96ZM104 146H106V145H104ZM103 145H102V147H103V150L102 151H104L105 150V152L107 151V149H104V148H106V147H104ZM117 146V145H116ZM131 146H133L132 144H131ZM136 146V145H135ZM159 146V145H158ZM184 146V145H183ZM186 146V145H185ZM195 146H196V144H195ZM206 146V145H205ZM205 146H203V147H205ZM119 147V146H118ZM125 147V146H124ZM126 147H127V145H126ZM142 147V146H141ZM144 147V146H143ZM146 147V146H145ZM164 147V146H163ZM171 147V145L169 144V142H168V147L166 146V148L169 150V148ZM179 147V146H178ZM202 147V148H203ZM207 147V146H206ZM117 148V147H116ZM115 148V149H116ZM137 148V147H136ZM158 148V147H157ZM165 148V147H164ZM164 148H162L163 150H166V149H164ZM172 148V147H171ZM171 148H170V150H171ZM177 147H175V149H176ZM179 148H182V147H179ZM179 148H177V149H179ZM228 148V147H227ZM233 148V147H232ZM100 149V150H99ZM99 149H97L98 150V152L100 151V152H102L101 151V147L99 148ZM108 149H109V147H108ZM151 149H153V148H151ZM174 148H173V150L176 152V150H175ZM183 149V148H182ZM182 149H180L181 151H183ZM187 149V148H186ZM186 149L184 148V151L183 152H185L186 151ZM190 149V146H189V148H188V150ZM200 149H201V144H200ZM212 149V148H211ZM231 149V148H230ZM119 150V149H118ZM133 150V149H132ZM140 151L141 152V150L140 149H137V151ZM161 150V149H160ZM167 150V151H168ZM168 151L169 153H171V151ZM173 150H172V152H173ZM193 150H195V149H193ZM202 150V149H201ZM206 150V149H205ZM113 151V150H112ZM120 151H121V149H120ZM122 151H124V149L122 150ZM181 151H177V152H181ZM196 151V150H195ZM230 151V150H229ZM92 152H93V150H92ZM139 152V153H140ZM146 152V151H145ZM203 152V151H202ZM202 152H200L199 151V153H202ZM232 152V151H231ZM230 152V153H231ZM94 153H97V152H94ZM110 153H113V152H110ZM125 153V152H124ZM128 153V152H127ZM131 153V152H130ZM141 153H143V151L141 152ZM140 153V154H141ZM224 153V152H223ZM102 154H104L103 152H102ZM177 154V153H176ZM175 154V155H176ZM185 154V153H184ZM203 154H205V153H203ZM202 154V155H203ZM225 154H227V153H225ZM92 155V154H91ZM97 155H99V153L97 154ZM106 155H108L109 156V154H106ZM118 155V154H117ZM147 155H150L149 153H147ZM151 155H153V154H151ZM150 155V156H151ZM173 155V154H172ZM177 155H179V154H177ZM175 156V158L176 159H179V161H180V159L183 161V158H177L178 156ZM180 155H182V152H181V154ZM188 155V154H187ZM201 154H200V160H201V156H202ZM223 154H221V156H222ZM229 155V154H228ZM261 155L262 154H260V157H261ZM104 156V155H103ZM107 156V157H108ZM114 156H116V155H114ZM126 156V155H125ZM145 156H146V154H145ZM169 156V155H168ZM174 156V155H173ZM185 155H183V156H181V157H184ZM194 156H196V155H193V158H194ZM205 156V155H204ZM263 156V155H262ZM93 157H94V154H93ZM99 157H101V155L99 156ZM122 157V156H121ZM129 157V156H128ZM134 157V156H133ZM133 157H131V158H133ZM143 157V156H142ZM147 157V156H146ZM155 157H156V155H155ZM190 157H191V155H190ZM208 157V156H207ZM206 157V158H207ZM89 158V157H88ZM135 158V157H134ZM145 158V157H144ZM144 158H142V159H144ZM149 158V160H150V157H148ZM192 158V159H193ZM205 158V157H204ZM223 158V157H222ZM227 158V157H226ZM230 158V157H229ZM101 159V158H100ZM120 158H118V160H119ZM127 159H129V158H127ZM140 159H141V157H140ZM152 159V158H151ZM189 159V158H188ZM90 160H91V158H90ZM95 160H97V159H94L93 160V158H92V161H95ZM103 160V159H102ZM171 160H172V158H171ZM175 160V159H174ZM173 160V161H174ZM123 161V160H122ZM121 161V159H120V162H122ZM138 161V160H137ZM136 161V162H137ZM145 161H146V159H145ZM181 161V162H182ZM204 161V160H203ZM119 162V163H120ZM127 162V161H126ZM130 162V163H129ZM142 162H143V160H142ZM147 162H148V160H147ZM162 162V161H161ZM197 162V161H196ZM208 162V161H207ZM114 163L115 164H117L116 162H115V160H114ZM134 163H135V159L133 160H131V161H128V165L126 166V164H124L123 166L121 165V168H116L115 167V164H114V167L116 168V169H118V171H116L115 172V168L114 167H112L113 165L111 164V166H110V168H112L113 169V174H112V169H111V171H110V169H109V165H108V168L106 169V172H105V174L107 175V174H109V175H107V176H105V175H103L102 176V174L100 175V176H98V174L97 173H95L97 176H98V178L97 177H95V180H97V182H98V187H97V189L95 188V186L96 185H94V187H91V185H89V188H94L93 190H91V191H89V192H86L85 190V193H84V195H83V193H82V191L80 190V192H81V194H78V192H77V190L76 189H74V190H76L75 192H73V191H71V189H69V191L68 190H66V188L65 187H67V186H65L64 188H65V190L66 191H68L67 193L65 192V190H64V194L66 193L67 195H65V196H63L62 197V199H64L65 198V201L66 200H68V199H71L72 197H73V194H74V197L76 198V196H77V198L76 199H79V197H80V199H81V197L82 198H84V199H82V205L83 206H81L82 207V210L80 211V212H82L83 213V217H81V214L79 215V213L77 212V211H74V213L76 214V216L73 218L72 216H71V218H70V216H69V210H68V213H66V215L68 214V216H69V220L68 221H70L71 219V222H75V223H78V222H80V223H83L82 221V219L84 218V221H85V223H83V224H80L79 223V226H78V224H76V227H79V228H76L75 227V229H76V231H75V229H74V227H71L70 229H72L73 228V235H75V236H73V238L75 237V238H77L78 240H79V242H81V240L78 238V237H82V233H84L85 232V234H83L84 236L82 237V238H84L85 237V241H84V247H85V249H86V251L88 252V255H89V257H88V255H86V258L88 257V258H90V259H93L92 257H94V263L93 264H109L108 263V261L110 260V257H106V256H101L100 254L101 253H103V251L106 249V244H102V243H104V241L103 240H99L98 239V241L100 242V244L98 245L97 243H91L90 241H89V237H91L92 236V238L93 237H96L97 235H95V234H93V231H90V230H92V229H90V230H88L89 228V226H90V228H91V225H87V223H88V218H93V219H91V222H92V220H96L97 222L99 221V224H100V226H101V229H102V226H103V229H102V231L104 230V232H102V234L104 233V235H106L105 233L107 232V235H110V236H107V237H109V239H113V238H116L117 240H120L119 242H117L116 241V248H114V250H113V253H114V251L117 249L118 250V252L120 251V252H122V249H126L127 248V250H125V252H127V251H130V252H132V250H135V249H133V248H135L134 247V245L137 243H135V241H136V239L137 238H140V237H142L141 235H143V232H142V234L140 235L139 234V230L136 228L137 227V224L135 225V222L137 221L136 220V218L135 217H137V216H135L136 214L138 215V213H135V212H137L136 210H139L140 211V208H139V206L138 205H134V207H136V208H134V210H133V206H130L129 205V207L127 206L128 204H127V200L128 199H131V197H132V192L134 191V189H132V188H135V186H134V182H135V178H136V176H138L139 177V171L140 170H138V168L137 169H134V168H132V167H134V166H137V165H134ZM139 163V162H138ZM160 163V162H159ZM198 163V162H197ZM199 163H200V161H199ZM201 163H202V161H201ZM204 163V165L206 164L207 165V163L206 162H203ZM227 163H229V162H227ZM100 164H101V162H100ZM105 164V163H104ZM179 164H180V162H179ZM178 164V165H179ZM183 164H186V163H184V161H183ZM263 164V167H264V163H262ZM52 165V164H51ZM98 165H99V163H98ZM141 165V164H140ZM165 165V164H164ZM182 165V163L180 164V166ZM190 165H191V163H190ZM189 165V166H190ZM192 165H193V163H192ZM231 165V164H230ZM117 166V165H116ZM119 166V165H118ZM143 166V165H142ZM166 166H167V164H166ZM179 166V167H180ZM185 166V165H184ZM189 166H187V168H189ZM196 167H198L197 165H195ZM101 167H103V166H101ZM153 167H154V165H153ZM152 167V168H153ZM165 167V166H164ZM177 166H175V168H176ZM229 166H227V168H228ZM51 168V167H50ZM77 168V167H76ZM79 168V167H78ZM105 168H106V166H105ZM104 168V169H105ZM181 168V167H180ZM186 168V169H187ZM191 168H192V166H191ZM231 169H232V167H230ZM230 168H228V169H230ZM255 168V167H254ZM52 169H53V171H54V169L55 168H53L52 167ZM51 169V170H52ZM108 169H109V171H108ZM121 169V170H120ZM132 169H134V171L135 170H137L136 172H139L135 177H133L132 176V173L134 172ZM148 169H150V168H148ZM154 169V168H153ZM178 169V168H177ZM177 169H176V171H177ZM185 169V167H184V170L182 171V173L186 170ZM193 169V168H192ZM191 169V170H192ZM198 169H201V166H200V168H198ZM203 169V168H202ZM202 169H201V172H203V174L200 176L199 175V177H202L203 175L205 176V174H207V172L204 174V170L202 171ZM207 169V168H206ZM257 169V168H256ZM50 170V169H49ZM49 170H47L46 172H47V176L45 175V177H49V179H50V177L53 175V173L51 172L49 175H48V173L50 172ZM60 171H61V169H59ZM59 170H58V173H59ZM67 170H68V168H67ZM66 170V171H67ZM74 170H75V168H74ZM77 170V169H76ZM147 170V169H146ZM156 170H158V169H156ZM180 169H178V171H179ZM254 170V169H253ZM262 170H263V168H262ZM44 171H45V169H44ZM66 171L64 172V170H62V173L64 172V174H66ZM71 171V170H70ZM70 171L68 172V173H70ZM73 171V170H72ZM71 171V172H72ZM79 171H80V169H79ZM87 171V170H86ZM90 171V170H89ZM91 171H92V169H91ZM107 171L109 172V173H107ZM142 171V170H141ZM188 171V170H187ZM187 171H185V173L186 174H188L187 173ZM190 171V170H189ZM188 171V172H189ZM194 171H198V170H195L194 169ZM206 171V170H205ZM42 172V171H41ZM74 172V171H73ZM81 172V171H80ZM92 172H94V170L92 171ZM96 172V171H95ZM99 172V171H98ZM115 172V173H114ZM136 172H134V173H136ZM143 172H145L144 170H143ZM147 172H149L148 170H147ZM155 172V171H154ZM154 172H152L153 174H154ZM175 172V171H174ZM181 172V171H180ZM198 172H200V171H198ZM228 172L230 173V171L228 170ZM262 172V171H261ZM43 174H44V172H42ZM55 173H57V171H54V174ZM61 173V172H60ZM82 173L83 174H85L86 172L85 171H82ZM81 173V174H82ZM89 173V172H88ZM101 173V172H100ZM134 173H133V175H134ZM156 173V172H155ZM176 173H178V172H176ZM181 173V174H182ZM228 173V176L227 175H225L226 177H229V174ZM43 174H39V175H43ZM74 174V173H73ZM87 174V173H86ZM86 174L84 175V176H86ZM91 174V173H90ZM89 174V175H90ZM111 174V175H110ZM144 174V173H143ZM181 174H177L178 176V178H179V175H180V178H181V180L183 179L182 177V175ZM186 174H184V176L186 175ZM193 175H194V172L192 173ZM200 174V173H199ZM68 175V174H67ZM145 175V174H144ZM144 175H143V177H141L142 179L144 178ZM155 175V174H154ZM153 175V176H154ZM70 176V175H69ZM95 176V175H94ZM182 176V177H181ZM192 176V175H191ZM191 176H190V174H189V176H188V178L190 177L191 178ZM195 176H197V175H195ZM203 176V177H204ZM207 176V175H206ZM224 176V178H226ZM44 177V176H43ZM45 177L44 178H42L43 179V181L44 180H47V178L45 179ZM176 177V176H175ZM176 177V178H177ZM193 177V176H192ZM198 177V176H197ZM198 177V178H199ZM39 178H40V176H39ZM52 178V177H51ZM83 178V177H82ZM153 178V177H152ZM180 178H179V182H181V184L184 182V180L187 178H185L184 180H182V181H180ZM207 178V177H206ZM59 179V178H58ZM76 179V178H75ZM78 179V178H77ZM76 179V180H77ZM91 179V178H90ZM154 179V178H153ZM152 179V180H153ZM204 179V178H203ZM228 179V178H227ZM74 180V179H73ZM136 180H140V178H137ZM187 180V179H186ZM185 180V181H186ZM190 180V179H189ZM199 180V179H198ZM204 180H206V179H204ZM203 180V181H204ZM40 181H42V180H40ZM50 181V180H49ZM49 181H47V185H49V183L51 182H49ZM61 181V180H60ZM202 181V180H201ZM203 181L201 182L202 184H203ZM53 182V181H52ZM55 182V181H54ZM57 182V181H56ZM82 182V181H81ZM139 182V183H138ZM141 182L142 181H136L135 183H137V186H136V190H138V192H139V184H141ZM192 182V181H191ZM200 182V181H199ZM206 183H207V180L205 181ZM44 183H45V181H44ZM71 183V182H70ZM145 183V182H144ZM143 182H142V184H144ZM200 183V184H201ZM205 183V184H206ZM46 184V183H45ZM51 184V183H50ZM67 184V183H66ZM73 184V183H72ZM83 184H84V182H83ZM184 184V183H183ZM196 184V183H195ZM195 184H193V185H190L192 188H193V190L192 191H194V185ZM199 184V185H200ZM204 184V185H205ZM220 184V185H219ZM219 184H217V185H215L216 187L218 186L219 188H220V186L222 187V184L221 183H219ZM41 185V184H40ZM59 185V184H58ZM77 185V184H76ZM82 185V184H81ZM81 185H80V187H81ZM136 185V184H135ZM149 185V184H148ZM186 185V184H185ZM189 185V184H188ZM206 185H208V184H206ZM43 185H41V187H42ZM53 186V185H52ZM52 186H49V187H51L52 188ZM55 186V185H54ZM134 186V187H133ZM140 186H142V185H140ZM197 186V185H196ZM214 186V187H215ZM37 187H39V185L37 186ZM45 187V186H44ZM49 187H47V189L45 190V191H49ZM72 187H74V186H72ZM86 187V186H85ZM101 187H105L108 191H109V193L111 194V195H107V194H104V196H103V193H102V195H101V192H100V188ZM137 187H139V188H137ZM187 187V186H186ZM212 187V186H211ZM40 188V187H39ZM38 188V191L40 190ZM54 188V187H53ZM63 188V189H64ZM71 188V187H70ZM78 189H79V187H77ZM88 188V187H87ZM189 188V187H188ZM191 188V189H192ZM223 188V187H222ZM146 189V188H145ZM145 189H144V192H145ZM190 189V190H191ZM200 189H201V187H200ZM209 189V188H208ZM135 190V191H136ZM143 190V189H142ZM184 190V189H183ZM187 190H189V189H187ZM186 189H185V191L186 192H188ZM189 190V191H190ZM42 191L43 190H41V191H39V194H40V192L42 193ZM58 191H59V189H57V191L55 192V193H57L58 194ZM83 191V192H84ZM88 191V190H87ZM152 191V190H151ZM159 191V189L157 190V192ZM164 191V190H163ZM197 191V190H196ZM195 191V192H196ZM203 191H205L204 189H203ZM263 191V190H262ZM60 192V191H59ZM73 192V193H72ZM76 192H77V194H76ZM137 192V193H138ZM142 192V191H141ZM162 192V191H161ZM194 192V193H195ZM135 193V192H134ZM133 193V194H134ZM151 193V192H150ZM160 193V192H159ZM192 193V192H191ZM203 193V192H202ZM227 193H230V192H227ZM39 194H37L38 196H41V194L39 195ZM45 194V193H44ZM143 194V193H142ZM156 194L157 193H155V197H157L156 196ZM164 194V193H163ZM187 194V193H186ZM204 194V193H203ZM202 194V195H203ZM214 194V193H213ZM59 195H62V193H59ZM106 195L108 196V197H106ZM131 195V197H129ZM144 195H146V193L144 194ZM147 195H148V191H147ZM146 195V196H147ZM152 195V194H151ZM165 195L167 196V194H166V191H165ZM224 195V194H223ZM230 196L232 195L233 196V194H229ZM45 196V195H44ZM55 196V195H54ZM53 196V198H55ZM58 196V195H57ZM66 196H67V198H66ZM71 196V197H70ZM153 196V195H152ZM162 196V194L160 195V197ZM189 196V195H188ZM195 196H197V198H198V194H196V195H194V197ZM209 196V195H208ZM219 196H221V199L223 198L224 199V197H222V195H219ZM231 196V197H232ZM262 196L264 197V195L262 194ZM36 197L37 196H35V199H36ZM42 197H43V195H42ZM68 197H70V198H68ZM86 197V198H85ZM133 197H135V195H133ZM159 197V196H158ZM164 197V196H163ZM182 197V196H181ZM207 197V196H206ZM205 197V198H206ZM213 197H214V195H213ZM229 197V196H228ZM39 198V197H38ZM37 198V199H38ZM59 198H61V197H57V199H58V201L60 200ZM149 198H150V196L148 195V199H147V201L149 200ZM153 198L154 197H152L151 199L153 200ZM165 198V197H164ZM167 198V197H166ZM184 198V197H183ZM182 198V199H183ZM202 198V197H201ZM220 198V197H219ZM232 198H234V197H232ZM238 198V197H237ZM41 199V201H42V198H40ZM57 199H55L54 201H56L57 202ZM139 199V198H138ZM143 199V198H142ZM150 199V200H151ZM157 199V198H156ZM200 199V198H199ZM226 199V198H225ZM236 199V198H235ZM150 200L148 201L149 203V205H150ZM158 200V199H157ZM160 200V199H159ZM164 200V199H163ZM166 200V199H165ZM164 200V201H165ZM179 200V199H178ZM177 200V201H178ZM184 200V199H183ZM188 200H190V198H188ZM187 200V201H188ZM192 200V199H191ZM198 199H196V201H197ZM201 200V199H200ZM204 200V199H203ZM215 200H216V198H215ZM38 201V200H37ZM37 201H36V203H37ZM40 201V200H39ZM80 201V200H79ZM135 201V200H134ZM156 201V200H155ZM155 201H153V203H152V205L154 206V204L156 203ZM179 201H182V200H179ZM209 201V200H208ZM219 201V199L216 201V202H218ZM226 201H228V200H226ZM225 201V202H226ZM238 201L240 202V200L238 199ZM263 201H264V199H263ZM44 202V201H43ZM144 202V201H143ZM192 202H193V200H192ZM210 202V201H209ZM221 202V201H220ZM259 202H260V200H259ZM35 203V204H36ZM40 202H38L37 203V206H38V209H37V211H39V204ZM45 203V202H44ZM74 203V202H73ZM129 203V202H128ZM135 203V202H134ZM161 203H163V201L161 202ZM161 203H159V204H157V206L159 207V205L161 204ZM182 203V202H181ZM199 203V202H198ZM208 203V202H207ZM237 203V202H236ZM41 206H43V203L41 202ZM143 204V203H142ZM165 204V203H164ZM171 205H172V203H170ZM169 204V205H170ZM174 204V203H173ZM211 204V203H210ZM220 204V203H219ZM222 204V203H221ZM68 205V204H67ZM77 205H78V203H77ZM196 205V204H195ZM214 205H216V203L214 204ZM223 205V204H222ZM231 205V204H230ZM260 205V204H259ZM36 206V207H37ZM49 205H47V208H48V210H49V207H48ZM75 206V205H74ZM79 207H80V205H78ZM152 206V207H153ZM165 206L166 205H164V208H165ZM168 206V205H167ZM182 206V205H181ZM180 206V207H181ZM198 207L196 208V212L198 213V214H196V212L195 213H193V214H195V215H197L196 217H195V215L194 216H192L191 215V217L193 218H195L196 220L195 221H197L198 223L197 224H200L199 226L200 227H202V226H204V228H205V230H206V232H207V234L208 235H206V237L207 238H205V236H204V238L206 239V240H204L203 239V235H202V238L198 235V239L199 238H201V239H203V240H198V239H196L195 238V242L194 241H192L191 239L193 238L192 236V238H190V241L189 240H187L186 242L188 243V241H189V243H192L193 242V244L194 243H196L197 241V243H196V245H192V247L190 246V248H189V246H187V245H185V246H187L186 248H184L185 249V254L186 255H184V253H183V255H184V259L186 258L187 260H189V262H188V264H200V263H198L197 261H199L201 258H203V256L204 255H207L208 254V252H209V250H211V256L212 257H216L214 260H217V264H218V262L220 263V264H222L223 262H229V261H227L228 259H224V258H222V257H220V252H223V251H221V249H222V246H221V244L219 243L220 241H218V242H216L215 241V239H212V241H214V243L215 244H217V243H219L220 245L219 246H221V247H211L210 246V243H209V238H210V235H211V232L214 230L215 231V229H213V226H216V224H217V226H219L220 225V222L221 223H228V221L226 222L225 220L226 219H224L223 217H227V212L225 213V215L226 216H222V219L223 220H219V225H218V222H217V220H216V218H215V220H216V224H214L213 226H211L213 223H212V220L209 218V220H211V223L212 224H210V222H209V220H208V215H209V213H212V211H211V209L213 208V207H211L212 205H210V209H208L207 208V204H205V206L206 207H201V206H199V205H197ZM219 206V205H218ZM221 206V205H220ZM34 207V206H33ZM46 207V205L44 206V207H42V209H41V211H43V212H41L42 214H44V208ZM67 207H69V205L67 206ZM142 207V206H141ZM146 207H147V209H145L146 211L147 210H149L148 209V206L146 205ZM150 207V206H149ZM155 207V206H154ZM158 207H156V208H158ZM171 207V206H170ZM175 207H177V206H175ZM216 207V206H215ZM224 207V206H223ZM223 207H218V208H222L221 209V211L223 212V210H225L226 211V209H225V207L223 208ZM264 207V206H263ZM70 208H71V206H70ZM143 208V207H142ZM151 208V207H150ZM161 208H163V207H161ZM231 208V207H230ZM229 207H228V209H230ZM35 209V210H36ZM50 209H51V207H50ZM77 209H81V208H77ZM155 208H153V210H154ZM180 209V208H179ZM188 207H186L185 208V210H187V212H186V214L187 213H190V212H188ZM217 209V208H216ZM227 209V210H228ZM34 208H33V215H34ZM144 210V211H145ZM153 210H152V215H150L149 214V212H148V216L147 217H145V218H147V221H150V220H148V218H150V216H151V218L154 216L153 215ZM158 210H160L161 211V209H158ZM169 210V209H168ZM185 210H184V213H185ZM79 211V210H78ZM135 211V212H134ZM167 211V210H166ZM189 211H190V209H189ZM211 211V212H210ZM233 211V210H232ZM46 213H47V211H45ZM67 212V211H66ZM143 212V210L141 211V213ZM151 212V211H150ZM214 213H216L215 211H213ZM220 211H218V214H220L219 213ZM263 212V211H262ZM40 213V212H39ZM39 213L37 212V218L36 217H34L35 219H33V215H32V219L33 220H37L38 219V216H39ZM78 213V214H77ZM133 213H135V215L133 214ZM166 213H168V212H166ZM229 213V212H228ZM32 214V213H31ZM72 214H73V212H72ZM145 214H146V212H145ZM157 215L159 214L160 215V213H156ZM176 214V213H175ZM186 214L185 215H183V216H186ZM191 214V213H190ZM189 214V215H190ZM217 214V215H218ZM45 216H46V214H44ZM65 215V214H64ZM79 215V216H78ZM156 215V216H157ZM164 215H166V214H164ZM179 215V214H178ZM177 215V216H178ZM189 215H188V218H190L189 217ZM223 215V214H222ZM67 216V217H68ZM141 217H142V215H140ZM180 216V215H179ZM201 217V219H200V217ZM42 218H43V215L41 216ZM40 217V218H41ZM63 217H65V216H63ZM76 217H77V219H76ZM78 217H80V219L78 218ZM160 217L162 218V220L160 219ZM158 216V219L160 220H158V219H153V218H155V217H153L152 219L153 220H156V221H158V223H164V219H163V217L162 216ZM169 216L167 215V220H170V218H168ZM187 217V216H186ZM231 217V216H230ZM39 218V219H40ZM174 218V217H173ZM179 217H177L176 219H178ZM180 218H181V216H180ZM193 218V219H194ZM233 218V217H232ZM38 219V220H39ZM63 219V218H62ZM64 219H66V218H64ZM81 220V221H79V220ZM89 219V220H90ZM142 219V218H141ZM191 219V218H190ZM193 219H191V220H193ZM228 219H229V214H228ZM42 220V219H41ZM41 220H39V221H41ZM76 220V221H75ZM78 220V221H77ZM86 220H87V223H86ZM139 223H140V225L142 224L141 222H140V217H139ZM153 220H151V226H152V224H153ZM215 220H214V223H215ZM231 220V219H230ZM67 221V220H66ZM65 221V222H66ZM144 220H142V222H143ZM153 221V222H152ZM232 221V220H231ZM32 222V221H31ZM38 221H36V228H40V225H37V224H39L40 222H38ZM95 222V221H94ZM167 222V221H166ZM194 222V221H193ZM200 222H202V223H200ZM233 222V221H232ZM67 223V222H66ZM138 223V222H137ZM138 223V224H139ZM143 223H145V222H143ZM148 223V222H147ZM158 223H155V225L153 226V227H159V226H161L160 228H159V230L156 232V234H155V232H153V229H150L151 227H149L148 229H147V227L150 225V222H149V224H148V226L146 225V223H145V226H147L146 227V229L148 230L147 232H152V234L154 235V238H152L151 237V239H152V241H148V239L146 240V241H148L147 243H148V245H146L148 248L150 247V245L152 244V246H158L159 247V250L160 251H162V250H167V249H170L171 248V246L176 242L175 241V238H176V236L177 235H180V233H179V230H176L175 228H178L180 225H178V227H174L173 229H172V226H171V228H169L170 226L169 225H173V223L172 224H169L168 226L169 227H167L165 224H162V225H159ZM204 223V224H203ZM231 223V222H230ZM32 224V223H31ZM35 224H33L34 225V228H35ZM86 225V227L85 228H87V229H85L84 228V226ZM92 224V223H91ZM102 224V225H101ZM157 224V225H156ZM167 224V223H166ZM229 224V223H228ZM233 224V223H232ZM231 224V225H232ZM236 223H234V225H235ZM80 225H84V226H82L81 228H83V231H81L82 229L80 228ZM175 225V224H174ZM222 225V224H221ZM221 225H220V227H221ZM231 225H227L228 226V228L231 226ZM39 226V227H38ZM70 226H72V225H70ZM88 226V227H87ZM92 226H94V223L92 224ZM97 226V225H96ZM136 226V227H135ZM139 226V225H138ZM144 225H142V228H144L143 227ZM216 226V227H217ZM236 226V225H235ZM234 226V227H235ZM95 227V226H94ZM97 227H99V226H97ZM140 227V226H139ZM138 227V228H139ZM220 227L218 228V229H220ZM223 227H225L224 225H223ZM237 227V226H236ZM239 227V226H238ZM31 228H32V225H31ZM35 228V229H36ZM198 228V227H197ZM215 228V227H214ZM35 229H34V232H35ZM50 229V228H49ZM49 229H48V231H49ZM79 231H78V230ZM146 229L144 230V235L145 234H147L146 233ZM202 230H203V227L201 228ZM200 229V230H201ZM213 229V230H212ZM217 229V230H218ZM226 229V227L225 228H223V231ZM231 229V227L229 228V230ZM237 229V228H236ZM30 230V229H29ZM67 231H69L68 229H66ZM65 229H64V231H62V233L64 234L65 233V231H66ZM96 230H97V228H96ZM96 230H95V232H96ZM99 230V229H98ZM178 231V233H176V231ZM181 230V229H180ZM205 230H203L204 232H205ZM222 230V229H221ZM31 231V230H30ZM67 231H66V233H67ZM71 232H72V230H70ZM81 233L80 234V236L78 235L79 233ZM141 231H143V230H141V228H140V232ZM203 231H202V233H203ZM223 231H221V233L223 232ZM226 231V230H225ZM234 231V230H233ZM76 232L78 233L77 235H76ZM196 232V231H195ZM218 232H219V230H218ZM217 232V233H218ZM32 231H31V235H32ZM75 233V234H74ZM101 233V232H100ZM201 233V232H200ZM231 233V232H230ZM34 235L36 234V232L35 233H33ZM68 234V233H67ZM90 234H91V236H90ZM194 234V233H193ZM204 234V233H203ZM206 234V233H205ZM219 234V233H218ZM71 235H72V233H71ZM99 235V234H98ZM192 235V234H191ZM195 235H197V234H195ZM231 235V234H230ZM62 236V235H61ZM64 236V235H63ZM63 236H62V238H63ZM68 236H70V235H68ZM181 236H183V234H182V230H181ZM180 236V237H181ZM220 236V235H219ZM219 236L217 237V236H215L214 238H219ZM233 236V235H232ZM232 236H231V238L229 239V238H227L228 239V241L229 240H231L232 239ZM237 236V235H236ZM241 236V235H240ZM239 236V237H240ZM245 236V235H244ZM32 237V236H31ZM34 237H36V236H34ZM34 237H33V239H34ZM41 237H42V235H41ZM40 237V238H41ZM64 237H66V235L64 236ZM72 237V236H71ZM112 237V238H111ZM209 237V238H208ZM211 237L213 238V234L211 235ZM222 237H224V234L221 236V238ZM239 237H235L234 238V240H233V242H234V244L237 246V245H239L240 243H241V239L239 238ZM36 238H38V239H40L39 237H36ZM183 238V237H182ZM188 238H189V233H188ZM220 238V239H221ZM226 238H224V239H226ZM243 238V237H242ZM42 239H43V237H42ZM65 239H67V238H65ZM72 239V238H71ZM151 239H149V240H151ZM208 239V240H207ZM219 239V240H220ZM224 239H222L223 241H224V243H225V240ZM73 240V239H72ZM76 240V239H75ZM183 240V239H182ZM186 240V239H185ZM211 240V239H210ZM37 241H39V240H37ZM103 241V242H102ZM145 241V240H144ZM180 240H178V242H179ZM192 241V242H191ZM59 242H61V241H59ZM62 242H64V238L62 239ZM177 242V243H178ZM65 243H67L66 241H65ZM64 243V244H65ZM139 243H140V241H139ZM139 243H137V244H139ZM145 242H143V244H144ZM146 243V244H147ZM213 243V244H214ZM244 243V242H243ZM63 244V245H64ZM184 244V243H183ZM214 244V245H215ZM229 245L230 244V242H226L225 243V246L226 245ZM233 244V245H234ZM50 245V244H49ZM82 245H83V243H82ZM177 245V244H176ZM213 245V246H214ZM218 245V244H217ZM157 246L155 247L156 248V250H157ZM216 246V245H215ZM235 246V247H236ZM129 247V248H128ZM139 247H140V244H139ZM144 247H145V244H144ZM142 245H141V248H143L142 250H146L145 248H147V247H145L144 248ZM230 247H232L231 245H230ZM50 248V247H49ZM52 248V247H51ZM50 248V249H51ZM137 248H138V245H137ZM177 248V247H176ZM234 248V247H233ZM264 248V247H263ZM174 249V248H173ZM172 249V250H173ZM182 249V248H181ZM180 249V250H181ZM47 250V249H46ZM45 249H43V251H45V253L47 252ZM73 250H74V248H73ZM149 250V249H148ZM151 250H152V247H151ZM175 250V249H174ZM173 250V251H174ZM233 250V249H232ZM236 250V249H235ZM42 250H40V253H42L41 252ZM53 251V250H52ZM70 251H71V249H70ZM69 251V252H70ZM108 251V249H106V252ZM111 251V250H110ZM162 252L161 254L163 255V253H164V257H166L165 255V252ZM205 251H207V252H205ZM228 251V250H227ZM80 253H78L77 252V250H76V253L77 254H82V257H85V256H83V255H85V254H83L84 252L82 251L81 252V250L79 251ZM105 252V251H104ZM134 252V251H133ZM146 252V251H145ZM159 252V251H158ZM177 252V251H176ZM182 252V251H181ZM232 252V251H231ZM230 252V253H231ZM38 253V252H37ZM39 253V254H40ZM44 253V252H43ZM42 253V254H43ZM48 253V252H47ZM73 253V252H72ZM75 253V250H74V254H76ZM115 253H117V251L115 252ZM136 253V252H135ZM135 253H133V255L135 256ZM144 253V252H143ZM148 253H149V251H148ZM148 253H147V256H148ZM154 253H156V252H154ZM73 254V255H74ZM160 254V255H161ZM232 254V253H231ZM231 254L229 255V257L231 256ZM234 254V253H233ZM37 255V254H36ZM46 255V254H45ZM48 255H49V253H48ZM54 255V253L52 252V256ZM55 255H56V253H55ZM71 255V254H70ZM73 255H71V256H73ZM133 255H132V257H133ZM137 255V254H136ZM241 255H243V254H241ZM51 256V255H50ZM50 257V258H53V257ZM66 256V255H65ZM71 256L70 257H68V258H70V263H68V261H67V257H66V263H68V264H71V262H75V260L76 259H78L77 257H75V259H74V257H72L71 258ZM91 256V257H90ZM113 256H115L114 254H113ZM159 255H157L155 258L157 259V257H158ZM186 256V257H185ZM198 256H202L200 259H199V257ZM211 256L209 257V254H208V258L210 259L211 258ZM223 256V255H222ZM226 256V255H225ZM39 257H41V255H39ZM56 257V256H55ZM81 257V256H80ZM131 257V258H132ZM136 257H138V256H136ZM143 257H145V256H143ZM160 257V256H159ZM207 257L206 256H204V258L206 259V261H208V263L210 264H212V262L214 263V261H211V260H213V258H211L210 260L209 259H207ZM232 257H234L233 255H232ZM235 257H236V255H235ZM139 258H141V255H140V257H138V259ZM151 258V257H150ZM203 258V259H204ZM137 259V260H138ZM145 259V258H144ZM143 259V260H144ZM182 259V258H181ZM185 259V260H186ZM202 259V260H203ZM232 259V261H233V259L234 258H231ZM48 260L50 261V259L48 258ZM73 260V261H72ZM79 260V262L81 263V258L80 259H78ZM112 260V259H111ZM111 260L109 261L110 262V264L111 263H113L114 262V257H113V261L111 262ZM117 260V259H116ZM134 260H136V259H134ZM149 260H151V259H149ZM152 260H153V258H152ZM195 260H197L196 261V263H194V261ZM41 263H44L43 261H44V259H43V256H42V258H41ZM55 261V260H54ZM82 261H83V259H82ZM89 259H87V261L85 260L84 262L86 263V264H88L89 263ZM132 261V260H131ZM158 261H159V259L157 260V263H158ZM163 261H164V258H163ZM205 261V260H204ZM211 261V262H210ZM231 261V260H230ZM237 261V260H236ZM46 262V261H45ZM76 262H77V260H76ZM115 262H117V261H115ZM148 262V261H147ZM149 262H152V261H149ZM160 262H162V261H160ZM185 262V261H184ZM184 262H183V264H184ZM203 262V261H202ZM37 263V262H36ZM48 263V262H47ZM46 263V264H47ZM52 263H54L53 261H52ZM80 263H75V264H80ZM91 263V262H90ZM145 263H146V261H145ZM207 263V262H206ZM225 263H223V264H225ZM230 263V262H229ZM233 263H234V261H233ZM48 264H50V263H48ZM156 264V263H155ZM179 264H180V262H179ZM185 264H187V262H185ZM203 264H205V263H203ZM227 264V263H226ZM231 264V263H230ZM241 264V263H240Z\"/></svg>","mask_w":264,"mask_h":264}]
</instances>
